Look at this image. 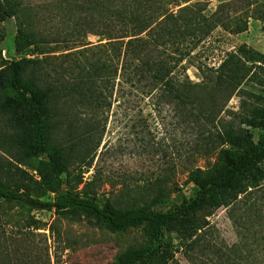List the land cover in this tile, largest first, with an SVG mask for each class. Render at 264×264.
Here are the masks:
<instances>
[{"label":"trees","instance_id":"obj_1","mask_svg":"<svg viewBox=\"0 0 264 264\" xmlns=\"http://www.w3.org/2000/svg\"><path fill=\"white\" fill-rule=\"evenodd\" d=\"M192 1L49 0L48 11L65 32L62 38L61 33L45 38L40 30L42 18L35 17L30 6L21 0H0V25L8 19L16 22L14 46L19 54L33 47L36 54L44 55L39 48L42 44L62 42L86 48L88 35L105 42L96 49L106 57L102 54L93 65L80 63V74L75 77L56 63L58 58H45L46 68L40 73L24 60H1L0 116L30 134L29 141L14 142L23 149L19 164L52 148L48 168L56 176L67 174L73 164L89 166L100 144L96 115L112 107L117 76L122 84L154 100V106H170L180 127L195 133L189 150L214 155L218 161L207 172L200 168L190 171L188 179L196 187L195 194L165 212L152 208L118 212L109 203L100 205L93 197L70 189L57 191L53 201H41L24 185L25 172L17 167L18 175L13 178L0 165V264H40L45 255L44 236L29 231L37 223L31 214L38 211L69 218L85 215L112 233L143 227L147 245L124 252L115 264H166L164 231L173 227L184 240L198 246V232L206 222L201 223L197 216L221 208L228 210L227 218L238 237L233 247L239 262L264 264V111L244 122L247 128L259 131L256 142L246 127L215 128L236 89L246 80L258 83L253 69L264 71V55L242 46L227 54L216 69L196 66L200 82H192L182 62L225 22L218 10L207 17L205 3ZM137 20L142 21L145 34L132 38L129 28ZM4 34L0 26V42ZM74 110L91 116L76 136L62 132L56 119L57 112ZM60 131L58 139L55 135ZM12 209L16 213H8ZM17 214L22 224L16 220ZM36 238L41 239L35 245ZM198 252L201 256L207 253L210 264V256L219 255L220 249L207 244L199 246Z\"/></svg>","mask_w":264,"mask_h":264},{"label":"rangeland","instance_id":"obj_2","mask_svg":"<svg viewBox=\"0 0 264 264\" xmlns=\"http://www.w3.org/2000/svg\"><path fill=\"white\" fill-rule=\"evenodd\" d=\"M21 1L35 11V17L42 18L43 27L40 30L45 38L57 33H61V38L64 36V27L48 11L46 5L49 0ZM201 1L207 6V17L218 10L220 20L225 22L196 47L190 59L182 62L192 82H200L196 66L216 69L227 54L236 52L242 46L264 55V0ZM0 26L5 33L4 40L0 42V62L24 60L30 68L40 73L46 68L45 58H58L56 63L63 65L67 75L75 77L80 74V63L93 65L102 54L106 57V53L96 49L105 42H100L93 35H88L84 41L90 44L87 49L73 42L65 46L62 42L42 44L39 48L45 52L44 55L36 54L33 47L19 54L14 46L16 22L8 19ZM144 34L141 20L131 24L130 37ZM66 54L70 57L63 58ZM262 66L264 68V64ZM254 70L258 74V83L246 80L236 89L215 121L218 131L238 126L247 128L244 122L257 118L264 111V71ZM115 83L110 99L112 107L108 112L96 115V138L100 144L89 166L73 164L67 174L56 176L48 168L52 148L19 164L23 149L14 142L29 141V131L24 127L16 129L6 116L1 115V167L13 178L18 175L17 167L25 172L27 179L24 185L28 186L31 196L46 202L53 201L57 191L70 189L93 197L100 205L109 203L118 212L139 208L165 212L192 197L196 187L189 181L188 174L195 168L204 172L211 170L218 165L216 156L207 154L206 157L189 150L195 140V133L180 127L177 113L172 112L170 106H154V100L122 84L118 76ZM118 84H121L122 91H119ZM57 113L61 131L71 132L74 136L80 135L85 124L90 123L89 112L74 110ZM249 130L256 142L259 131ZM61 131L55 135L56 138L60 139ZM262 167L264 169V164ZM8 213H16V210L12 209ZM227 213L228 210L221 208L206 210L197 216L201 223L206 222L198 232V246L192 245L190 240H184L173 227L167 228L164 231L168 240L164 253L166 264H207V253L201 256L198 252L199 246L207 247V244H214L220 249L219 255L210 256L213 260L210 264H241L238 252H235L237 249L233 247L238 237ZM18 215L15 218L22 224L23 219ZM31 216L37 223L29 231L44 236L42 243L45 255L40 257V264H115L124 252L147 245L143 227L112 233L85 215L69 218L53 212L38 211ZM38 239L41 238H36L35 245Z\"/></svg>","mask_w":264,"mask_h":264}]
</instances>
